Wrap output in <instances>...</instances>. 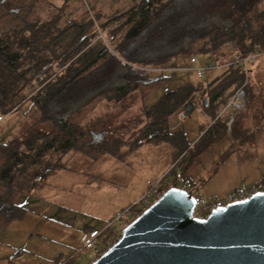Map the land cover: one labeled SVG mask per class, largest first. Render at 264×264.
Here are the masks:
<instances>
[{
	"label": "trees",
	"instance_id": "obj_1",
	"mask_svg": "<svg viewBox=\"0 0 264 264\" xmlns=\"http://www.w3.org/2000/svg\"><path fill=\"white\" fill-rule=\"evenodd\" d=\"M134 1L137 3L127 11L97 26L101 30L107 28L108 36L115 37L136 18L113 51L101 41L89 42V37L94 34L89 31L92 26L89 22H67L66 26L57 27L60 29L57 36L50 38L55 43L60 36L73 32L65 51L53 53L52 56L50 53V62L45 66H29L34 69L32 76L36 85H32L28 95L23 98L33 102L38 117L22 137L0 143V231L24 216L26 211L17 202L19 195L29 194L34 186L44 184L49 174L62 167L60 157L50 160V151L64 154L76 150L91 159H98L106 153L117 154V147L124 140L111 138L105 128L83 126V122L95 106L106 99L115 100L120 108L126 106L128 100L143 101L169 82L167 72H175V69L152 71L144 67H167L172 60H178L181 67H186L189 57L215 50L218 45L235 37L237 54L240 56L251 53L257 44L264 49V36L248 22L250 17L257 16L258 4L262 0ZM20 11L19 8H8L7 0H0V15H17ZM55 21L53 17L42 22L36 30L35 40L31 39L33 23L20 25L17 22L11 33L24 32L19 46L31 48L42 41ZM4 39L0 38V55H4V58L0 56V94H3V85H11L18 61L22 63L18 66L21 70L29 68L28 64L23 65L22 57H18L17 53L11 55L6 52L8 44ZM54 64L56 69L51 71ZM28 72L23 71L24 74ZM242 81L243 74L238 69L225 68L211 82L203 81L195 85L187 82L177 88L163 90L156 103L143 107L146 117L143 127L128 136L129 141L137 135L141 138L130 146L172 140V135L178 133L169 130L168 119L172 112L189 102L195 106L198 100L204 110L213 114ZM250 100L248 91L245 110ZM2 101L0 99V103ZM21 104V101H17L11 109ZM237 118L239 116L234 117L230 128ZM215 132V125L205 130L196 150L183 163L181 178L187 176L206 149L219 139L221 133ZM170 186H177L176 178L164 185V191ZM104 234L101 243L107 242L112 232L108 230ZM98 257L99 254H96L95 259ZM61 264H75L74 256Z\"/></svg>",
	"mask_w": 264,
	"mask_h": 264
},
{
	"label": "rangeland",
	"instance_id": "obj_2",
	"mask_svg": "<svg viewBox=\"0 0 264 264\" xmlns=\"http://www.w3.org/2000/svg\"><path fill=\"white\" fill-rule=\"evenodd\" d=\"M68 2L69 10H67ZM136 3L137 1L134 0H7L8 8H19L21 11L17 15L5 14V18L0 21V25L9 31L4 39L8 44L6 52L11 55L17 53L18 57H22L23 65L28 64L27 67L45 66L50 62V53L52 56L53 53L65 51L71 41L73 32L60 36L55 43L50 41V38L59 34V28L67 25L68 16H71L70 22H89L92 25L89 31L94 34L89 37L90 43L96 41L104 43L99 38L98 30H100L105 41L113 49L135 23L136 18L127 23L111 41L108 39V29L101 30L97 26L105 24L109 18L127 11ZM53 17L56 18V25L49 27L42 41L31 48L19 46L24 32L15 33L16 36L11 33L17 22L20 25L33 23L31 39L35 40L36 30L40 24ZM248 22L256 32L264 36V0L258 4L257 16L250 17ZM237 49V37H235L218 45L215 50L196 53L197 62L192 64L191 68L213 65L212 69L205 71L202 78H198L192 69H182L178 60L170 61L166 66L170 69L176 68L175 72L166 73L170 76L169 82L163 89L148 95L145 107L156 103L163 90L177 88L187 82L195 85L198 82L213 81L225 70L221 64L231 55L237 54ZM0 56L4 58L3 54ZM19 64L22 65L18 61L17 67L13 70L11 85H3V94H0V99H3L0 103V114L3 116L0 122V143L10 142L38 117L37 109L31 100L25 101L17 109H11L14 103L20 102V98L29 93L32 85H36L32 76L34 69L29 67L21 70ZM55 69L54 64L51 71ZM25 70L29 71L28 74L23 73ZM251 85L250 72L247 92L250 91ZM112 102L108 99L102 101L97 105V110H106L108 104ZM219 106L213 114H210L197 100L191 109L187 110V106H184L175 110L168 119L169 130L178 132L172 135L173 139L161 141L160 148L157 142H152V146L141 145L130 156H125V161L109 155L91 159L77 152L76 157H73L67 165V169L53 176L52 183L56 186L54 191L38 193V195L42 194L43 198H32L25 194L18 197L17 202L26 212L20 220L0 231V264H61L72 256L75 264H90L95 259L96 252L95 249L83 248L81 237L84 228L101 229L118 212L135 203L145 192L147 181L160 178L164 170L171 169L168 177L172 182L176 171L181 169L186 158L196 150L197 142L205 128L206 130L209 128L211 121H219L217 114L222 109ZM120 107L117 106L115 109L123 111V107ZM205 113L208 118L203 117ZM226 113H229V110ZM89 119L91 118L88 117L87 120ZM122 120L114 115L113 118L108 119V125L104 120L105 123L103 122L101 127L108 131V136L111 138L118 137L130 146L141 137L137 135L129 141L128 136L137 128L143 127L145 120L131 119L130 123L125 125ZM26 123L28 125L24 126ZM176 183L177 186L180 185L178 179ZM115 240L116 235L113 234L107 242L102 243V246L107 248Z\"/></svg>",
	"mask_w": 264,
	"mask_h": 264
},
{
	"label": "water",
	"instance_id": "obj_3",
	"mask_svg": "<svg viewBox=\"0 0 264 264\" xmlns=\"http://www.w3.org/2000/svg\"><path fill=\"white\" fill-rule=\"evenodd\" d=\"M194 206L191 192L170 186L90 264H264V192L206 218Z\"/></svg>",
	"mask_w": 264,
	"mask_h": 264
},
{
	"label": "crops",
	"instance_id": "obj_4",
	"mask_svg": "<svg viewBox=\"0 0 264 264\" xmlns=\"http://www.w3.org/2000/svg\"><path fill=\"white\" fill-rule=\"evenodd\" d=\"M68 6L69 2L67 4V10H69ZM68 17L66 22H70L71 16ZM3 18H5V15H0V21H2ZM8 32L9 31L5 27L0 25V38H6ZM256 62L251 68L252 85L250 89L251 100L249 107L245 110L243 115L237 118L233 127L230 128L227 124L229 113H226L228 110H224L230 97L224 104H220L221 107H219L222 109L217 114V119L219 121H211L209 128L215 125L216 132L221 133V136L212 146L206 149L201 155L199 162L190 170L187 176L178 179L180 183L178 186H184L189 191L200 193L207 197H219L229 190L236 189L240 186L254 185L264 178V53L258 57ZM20 99L22 104L27 101L22 97ZM146 100L147 98L143 99V101H139L138 99L132 101L128 100L127 105L123 106V111H117V108L115 109V107L118 106V102H115V100H112L113 102L108 104L109 107L104 111L97 110L98 107L96 105V109L94 108L92 111L93 113L89 116L91 119H86L83 122V126L95 125L101 127L105 123L104 120H106V124L108 125V119L113 118L114 115L117 118L123 119V125L130 123L131 119L133 120L136 118L146 121L143 110ZM137 102L138 107H136ZM21 105L19 107H21ZM203 117L208 118L209 116L205 113ZM125 120H127V122ZM26 125L28 124H24V126ZM29 126H27L24 131H26ZM24 131L21 132L20 130L19 133H21L17 137H22ZM202 135L203 133L201 136ZM207 138L206 135V140ZM160 142L161 141L157 142L158 148L161 146ZM144 144L152 146V142H144L141 145ZM128 146V143L124 140L122 144L117 147V154L106 153L103 155L113 156L116 159L119 158L125 161V156H130L131 153L139 147ZM154 147L155 146H153V148ZM170 147L174 150L172 146ZM77 152L80 151L70 150L64 154H57L56 152L50 151V160L60 157L62 167L49 174L44 184L34 186L29 194L25 195L32 198H43V195H38V193H50V191H54L56 186L52 183L53 176L61 170H66L67 165L71 162L73 157H76L75 155ZM103 155L100 157H103ZM77 157H79L78 154ZM159 157L160 155L158 158ZM166 171L167 170H164V173ZM178 171L181 172V169ZM88 229L91 228H84L83 234Z\"/></svg>",
	"mask_w": 264,
	"mask_h": 264
},
{
	"label": "built area",
	"instance_id": "obj_5",
	"mask_svg": "<svg viewBox=\"0 0 264 264\" xmlns=\"http://www.w3.org/2000/svg\"><path fill=\"white\" fill-rule=\"evenodd\" d=\"M99 38L104 41V44L110 48L108 42L103 38V33L98 30ZM114 36L110 35L108 39L111 41ZM264 53V50L259 44L255 45L253 51L245 56H240L238 54L231 55L224 63L221 64L224 68L238 69L243 74V81L239 87H237L232 95L230 96L224 110H229V117L227 120L228 126H230L235 116H240L245 113V101L247 94V87L249 84V74L251 72L252 66L257 61L258 57ZM197 62L195 55L188 58V65L186 67H181L182 69L190 70L192 69L198 78H202L206 70L212 69L213 65H208L205 68L195 67L191 68V65ZM144 69L152 71L167 70V67H144ZM176 69V68H175ZM3 116L0 115V122ZM171 169L167 170L160 178L148 180L147 188L145 192L138 198L135 203L129 205L118 212L115 217L106 222L101 229L91 228L84 232L81 237L82 246L86 249H95L96 254L101 255L105 252L107 248L102 246V236L105 231L110 230L112 235H116L115 242L121 238L122 231L128 224L133 221L144 209L149 207L153 202H155L161 194L164 192V185L171 183V178L168 177ZM176 179H181V172L176 171ZM188 191L184 186H179ZM264 192V178L258 183L250 186H240L236 189L229 190L219 197H207L200 193H192L194 199V210L193 216L197 218H206L211 211L219 208L225 207L230 203L237 201H243L248 199L254 193ZM117 225V227H115ZM114 242V243H115ZM113 244V243H112ZM111 246V245H110Z\"/></svg>",
	"mask_w": 264,
	"mask_h": 264
}]
</instances>
